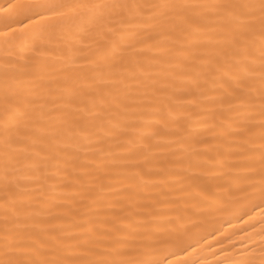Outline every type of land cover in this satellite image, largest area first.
Here are the masks:
<instances>
[{
	"label": "snow or ice",
	"instance_id": "6c2138e0",
	"mask_svg": "<svg viewBox=\"0 0 264 264\" xmlns=\"http://www.w3.org/2000/svg\"><path fill=\"white\" fill-rule=\"evenodd\" d=\"M0 46V264H196L212 211L264 264V0H2Z\"/></svg>",
	"mask_w": 264,
	"mask_h": 264
},
{
	"label": "bare ground",
	"instance_id": "6f19581e",
	"mask_svg": "<svg viewBox=\"0 0 264 264\" xmlns=\"http://www.w3.org/2000/svg\"><path fill=\"white\" fill-rule=\"evenodd\" d=\"M0 2H2V0H0ZM61 55L62 52L60 47L54 42L47 46L45 54L39 57L38 63L59 68L63 63V61L58 59ZM37 56L38 53L36 52L20 49L15 50L11 56H9L6 50L0 46V75L3 74V64L6 60H17L23 57V59H20V64L26 65L30 64ZM167 68V64L161 65L158 70H155V74L157 76H162L164 75V70ZM31 71L35 74H39L36 69H31ZM60 166L63 167V164L61 163ZM2 167V161H0V171H2ZM24 171L27 170L25 169ZM223 180H227V175L223 177ZM42 182L46 185L48 183L47 181ZM24 187L26 188V198H30L33 207L36 208L42 206L37 203V200L46 199L49 194L55 195L58 200L67 194L63 191L51 193L47 187L38 190L36 183L32 181H25ZM40 191L45 192V197H40ZM177 211H183L182 205ZM237 215H239V213ZM192 219L199 225L195 230L196 234L188 241L192 243L193 247L189 249L187 257L184 254L178 253L177 258H187L195 261L196 264H217V261H223L225 257L229 259H239L240 253L244 250L243 246L251 247V242L244 237L247 234L259 230L258 224L253 223V226L249 228L244 224L243 220L236 219L231 214L222 211H212L206 214L205 217L193 216ZM244 219L246 220L247 217H244ZM0 226H2V221H0ZM241 228L244 229L243 233L240 232ZM253 238L257 241L259 240V237L256 236ZM195 241L199 243L197 244ZM213 253H215V255H213Z\"/></svg>",
	"mask_w": 264,
	"mask_h": 264
}]
</instances>
